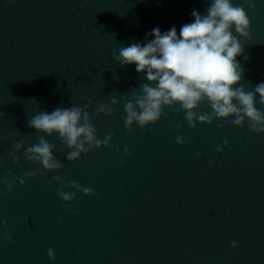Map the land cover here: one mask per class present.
Instances as JSON below:
<instances>
[{
    "label": "clouds",
    "instance_id": "1",
    "mask_svg": "<svg viewBox=\"0 0 264 264\" xmlns=\"http://www.w3.org/2000/svg\"><path fill=\"white\" fill-rule=\"evenodd\" d=\"M243 3L247 4L249 10L254 11L256 8L255 0H243ZM191 15L194 22L184 24L179 34L174 26L163 33L157 27L147 34L153 38L143 45L133 43L127 47L121 46L118 55L113 54V59L122 66L134 64L137 73H146L147 82L140 84L139 91L131 89L132 96L124 103L125 129L130 132L133 124L141 129L154 125L168 115L165 108H173L177 114L184 113V119L192 129L196 128L197 122L211 125L216 120L227 121L232 118L231 124L235 127H243L247 122L250 131L264 133V111L256 107L257 96L259 104L264 106V82L256 84L253 90H246L241 83L245 69L236 60L237 56L245 52L239 38L251 39L248 11L243 5L234 4L233 0H211L205 14L193 9ZM244 59L247 61L249 57L244 55ZM114 78L119 79L115 75ZM119 102L112 98L110 104L98 105L96 115H113ZM205 102L211 111H198ZM91 106L92 101L89 100L83 107H57L50 114L41 111L28 120V126L47 136L58 134L70 150L66 159L74 162L81 154L87 155L94 149L115 147L112 133L105 135L103 140L98 138L97 129L92 123L93 117L87 111ZM2 115L4 113L0 112ZM217 127L223 125L217 124ZM179 130L180 126L177 125ZM176 142L184 145L188 141L177 135ZM223 145L227 147L228 141L225 140ZM13 147L15 152L24 149V158L40 165L43 172H56L63 167L53 155L55 145L44 136L26 148L23 140ZM216 151L222 152L223 148L217 146ZM15 152H10L9 156L14 163L19 164L20 156ZM124 153L131 155L127 148ZM35 175L36 171H29L22 177H16L9 170L11 179L0 178V185L11 192L17 182L23 186L27 179ZM53 180L62 183L60 176H54ZM69 187L75 191L65 192L63 186L56 190L57 196L68 205L77 192L85 196L95 195L94 189L76 181H71ZM0 224L6 226L7 220L0 217ZM3 239L10 241L11 235L6 231ZM230 247H237V242H231ZM48 257L53 261L56 259L51 248L48 249Z\"/></svg>",
    "mask_w": 264,
    "mask_h": 264
}]
</instances>
